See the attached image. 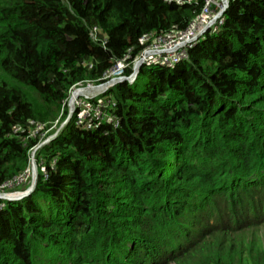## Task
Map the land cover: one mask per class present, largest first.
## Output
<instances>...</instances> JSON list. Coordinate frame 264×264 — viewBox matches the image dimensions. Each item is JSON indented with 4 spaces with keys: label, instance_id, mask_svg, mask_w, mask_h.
I'll return each mask as SVG.
<instances>
[{
    "label": "trees",
    "instance_id": "obj_1",
    "mask_svg": "<svg viewBox=\"0 0 264 264\" xmlns=\"http://www.w3.org/2000/svg\"><path fill=\"white\" fill-rule=\"evenodd\" d=\"M206 1L0 0V189L68 117L74 88L122 61L130 77L141 39L184 32ZM140 74L105 96L117 127L78 128L76 113L39 150L35 191L0 211V264L243 257L222 238L264 225V0H229L188 60Z\"/></svg>",
    "mask_w": 264,
    "mask_h": 264
},
{
    "label": "built area",
    "instance_id": "obj_2",
    "mask_svg": "<svg viewBox=\"0 0 264 264\" xmlns=\"http://www.w3.org/2000/svg\"><path fill=\"white\" fill-rule=\"evenodd\" d=\"M167 4H184V0H161ZM227 5L220 8V13H216L217 7L213 0H207L206 6L197 18H195L189 27L184 32H172L167 35L155 36L146 35L144 36L140 43L143 50L134 59L132 64L133 74L130 77L122 76L124 68L127 66L125 61L119 62L120 65L119 75L122 77L120 81L110 82L108 78V72L105 76L106 82L100 86H89V96H84V98L89 107L96 109L95 116L97 119L91 118L90 114L85 111L77 110V116L75 124L78 128H83L84 130H90L96 125V121H104L108 124H114L117 127L115 119L109 115L110 118L114 120H104L105 117H99V113L102 109V104L105 105V110L107 103H105V96L111 88H113L118 83L127 81L133 84V76L140 71L143 66H161L165 68L173 69L181 62L188 60L189 52L193 50L207 35L215 34L219 27L223 24V16L229 7V0H227ZM215 12V13H214ZM210 13H214L210 16ZM139 69V70H138ZM122 80V81H121ZM110 82V83H109ZM98 101V104H97ZM91 110V109H90ZM89 112V109H87ZM75 113V114H76ZM89 114V115H88ZM108 116V115H107Z\"/></svg>",
    "mask_w": 264,
    "mask_h": 264
},
{
    "label": "rangeland",
    "instance_id": "obj_3",
    "mask_svg": "<svg viewBox=\"0 0 264 264\" xmlns=\"http://www.w3.org/2000/svg\"><path fill=\"white\" fill-rule=\"evenodd\" d=\"M213 1L218 9L216 10V13L214 12L215 14L220 13L219 11L220 8L223 6V4L225 7L228 3L227 0H213ZM214 13H210V16H213ZM120 71H121L120 65L118 66L116 65L111 70V72L108 74V78L110 79V82L120 81V78H122L119 75ZM144 78L145 76L143 74H140L138 81H142L144 80ZM89 86L90 85H81L74 88L71 91L69 95V99L66 104L68 117L65 120L59 118L49 131L39 136L40 139L39 145L29 153L30 160H29V168L27 169V171L23 175L19 176L14 182H11L10 184L0 189V211L6 208L5 207L6 203L19 201L23 198H26V196L33 194V192L37 187V183L40 175L45 173L44 169L42 168L43 167L41 163L42 161L38 157V152L46 142H48L50 139H52L54 136H56L58 133L62 132L66 128L67 126L66 122L68 121L69 117L73 118L76 111L80 110L89 113L91 118L97 119V117L95 116V112L96 109L99 108L96 109L90 108L88 102L82 97L79 98V100L77 101L75 108L73 110L70 109L73 108L72 105L77 99L76 95L81 92L79 90H87ZM74 92L76 93L73 95ZM101 105H102V109L100 112H98L99 113L98 116L105 117L104 120L106 121L114 120L113 118H110L108 114H106L105 105L102 103ZM87 109H89V112L87 111ZM72 123L74 124V121ZM43 128L44 127L40 125L35 126V132L32 135V137H34ZM222 239H225L226 242L230 244V246H232V244L234 245L235 243L238 244L239 249H237L235 246L234 248L237 251V253H239V255H243V257L240 258L238 256H235L232 257V259L229 261L224 260L223 258L222 260L217 262L218 264H251L250 262L251 259L257 260L261 256V254L264 253V225L258 228L253 227L250 229L241 230L239 233L233 234L229 237H225ZM196 253L199 252L196 251ZM43 256H44V252L36 255L35 259L38 260L40 258H43ZM198 258H200L199 255L198 256L193 255L187 261L182 260L179 263H171V264H201L198 261L199 260Z\"/></svg>",
    "mask_w": 264,
    "mask_h": 264
},
{
    "label": "bare ground",
    "instance_id": "obj_4",
    "mask_svg": "<svg viewBox=\"0 0 264 264\" xmlns=\"http://www.w3.org/2000/svg\"><path fill=\"white\" fill-rule=\"evenodd\" d=\"M89 89H87V90H79V91H81L80 93H78L77 95H76V100H75V102H74V104L72 105L73 106V108H70V109H74L75 108V105H76V103H77V101L79 100V98H81V97H84V96H89V91H88ZM76 92H74L73 93V95L75 94ZM73 95H72V97H73ZM71 97V98H72Z\"/></svg>",
    "mask_w": 264,
    "mask_h": 264
},
{
    "label": "clouds",
    "instance_id": "obj_5",
    "mask_svg": "<svg viewBox=\"0 0 264 264\" xmlns=\"http://www.w3.org/2000/svg\"><path fill=\"white\" fill-rule=\"evenodd\" d=\"M226 11H227V10H226ZM141 69H142V68H141ZM141 69H140V71H139L137 77L133 80L134 82H135V80L138 78V76H139V74H140V72H141ZM134 82H133V83H134ZM106 95H107V94H106ZM71 119H72V118H71ZM71 119H70V120H71ZM69 122H70V121H69ZM69 122H68V124H69ZM68 124H67V125H68ZM60 134H61V132L58 133L56 136H54L52 139H50L48 142H46L44 145H46V144L50 143L51 141L57 139V137H58ZM44 145H43V146H44ZM43 146H42V147H43ZM26 197H27V196H26Z\"/></svg>",
    "mask_w": 264,
    "mask_h": 264
},
{
    "label": "water",
    "instance_id": "obj_6",
    "mask_svg": "<svg viewBox=\"0 0 264 264\" xmlns=\"http://www.w3.org/2000/svg\"><path fill=\"white\" fill-rule=\"evenodd\" d=\"M138 73H139V72H138ZM138 73H136V74L133 76L132 80H134V79L137 77ZM70 119H71V117L68 118V121L66 122V124H68V122L70 121Z\"/></svg>",
    "mask_w": 264,
    "mask_h": 264
}]
</instances>
